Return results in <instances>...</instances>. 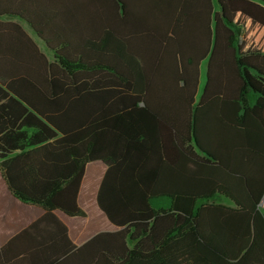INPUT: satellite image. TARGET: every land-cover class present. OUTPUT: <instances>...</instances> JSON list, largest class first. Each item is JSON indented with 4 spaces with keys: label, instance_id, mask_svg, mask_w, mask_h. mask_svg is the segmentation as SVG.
I'll return each mask as SVG.
<instances>
[{
    "label": "trees",
    "instance_id": "trees-1",
    "mask_svg": "<svg viewBox=\"0 0 264 264\" xmlns=\"http://www.w3.org/2000/svg\"><path fill=\"white\" fill-rule=\"evenodd\" d=\"M262 198L264 0H0V264H264Z\"/></svg>",
    "mask_w": 264,
    "mask_h": 264
},
{
    "label": "crops",
    "instance_id": "crops-1",
    "mask_svg": "<svg viewBox=\"0 0 264 264\" xmlns=\"http://www.w3.org/2000/svg\"><path fill=\"white\" fill-rule=\"evenodd\" d=\"M36 38V37H35ZM106 172V166L102 163H95V164H90L88 165L87 167V171H86V175H85V179L83 181V185H82V189H81V194L80 196L84 193L85 194V191L87 190V186H86V179L88 177V175L92 178H96L97 176L99 177V180H98V186H97V189L96 191L98 190L99 188V185H100V182L102 180V177L103 175L105 174ZM95 196V194L93 195ZM263 199V198H262ZM261 199V200H262ZM218 201H222L224 202L225 204H228V205H232V202L227 199V198H224V196L220 197L218 199ZM80 205H82V203H80ZM262 209V212L264 213V205L260 207ZM59 217L62 219L63 217L62 216H65L63 214H58ZM63 220V219H62ZM64 221V220H63ZM65 222V221H64ZM66 223V222H65ZM69 228H70V231H69V235L71 237V240L73 241L74 244L78 245V246H81L82 244H84L90 237V235H86L84 236L83 238H79L77 236H75L73 234L74 232V227L76 226L77 228H81L83 227L84 230L87 229V222L86 220H72V218L69 219L68 223H66ZM82 224V225H81Z\"/></svg>",
    "mask_w": 264,
    "mask_h": 264
},
{
    "label": "rangeland",
    "instance_id": "rangeland-1",
    "mask_svg": "<svg viewBox=\"0 0 264 264\" xmlns=\"http://www.w3.org/2000/svg\"><path fill=\"white\" fill-rule=\"evenodd\" d=\"M26 27V26H25ZM27 29V31L31 34V35H33L34 37H36L35 35H34V33L30 30V28H26ZM38 44H39V46H40V48H42V50L44 51V52H46L50 57H52V54L46 49V47L42 44V43H39L38 42ZM206 64L207 63H205L204 62V64H202L201 65V82H200V93H201V91H202V87H203V84L205 83V78H206ZM81 206V205H80ZM86 212H87V219H89L90 220V222L91 221H93V220H96V219H98L97 218V216H96V211L94 210V208L91 206V205H88V204H84L83 206H81ZM63 218V220L66 222V223H68V221H69V219L70 218H68V217H66V216H62ZM86 219V220H87ZM72 220H75V219H72ZM76 220H84V219H76ZM115 230V228L112 226V225H103V224H101L100 225V228L99 229H97L96 231H94V232H92L91 234L92 235H94L95 233H98V232H101V231H109V232H111V231H114ZM91 235V236H92Z\"/></svg>",
    "mask_w": 264,
    "mask_h": 264
},
{
    "label": "water",
    "instance_id": "water-1",
    "mask_svg": "<svg viewBox=\"0 0 264 264\" xmlns=\"http://www.w3.org/2000/svg\"><path fill=\"white\" fill-rule=\"evenodd\" d=\"M264 205V198L261 200L260 204H259V207L263 206Z\"/></svg>",
    "mask_w": 264,
    "mask_h": 264
}]
</instances>
